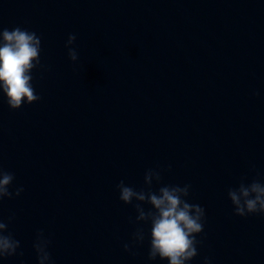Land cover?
<instances>
[{"label": "clouds", "instance_id": "1", "mask_svg": "<svg viewBox=\"0 0 264 264\" xmlns=\"http://www.w3.org/2000/svg\"><path fill=\"white\" fill-rule=\"evenodd\" d=\"M77 37L74 33L68 35L65 48L71 62L79 59L78 51L73 45ZM42 39L35 31H29L19 26L9 30L0 29V93L6 97L10 110H19L24 105H31L41 100L33 86V71L42 68ZM253 96L259 95L253 91ZM171 170L169 165L166 169ZM165 169H148L144 174V188L136 190L121 180L116 189L119 200L126 205H133L137 213L135 220L129 217V222L140 225L150 224L147 259L155 261L159 258L168 264H191L198 255V248L203 241L197 237L203 233L206 219L205 209L196 203H190V184L183 186L167 184L153 190V182L161 184ZM15 175L0 166V203L5 198L18 197L24 191L18 187L10 191ZM248 181L241 177L238 187L227 190L228 199L233 206L235 216H264V182L257 173ZM133 201H136L133 204ZM149 205L146 210L143 205ZM14 216H9L7 222L0 218V260L22 255L18 252L20 241L15 239L8 230ZM146 235L143 227H137L132 233L131 244L125 243L124 250L131 252L132 247L143 245ZM51 239L39 231L33 244L37 264H53L49 251ZM135 255V253H132ZM203 264H211L209 257H204Z\"/></svg>", "mask_w": 264, "mask_h": 264}]
</instances>
